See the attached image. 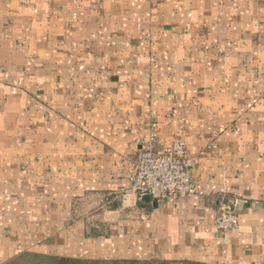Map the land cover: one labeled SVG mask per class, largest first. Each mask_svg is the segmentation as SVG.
<instances>
[{"label":"crops","instance_id":"1","mask_svg":"<svg viewBox=\"0 0 264 264\" xmlns=\"http://www.w3.org/2000/svg\"><path fill=\"white\" fill-rule=\"evenodd\" d=\"M153 125L203 196L131 192ZM25 255L264 264V0H0V264Z\"/></svg>","mask_w":264,"mask_h":264},{"label":"built area","instance_id":"2","mask_svg":"<svg viewBox=\"0 0 264 264\" xmlns=\"http://www.w3.org/2000/svg\"><path fill=\"white\" fill-rule=\"evenodd\" d=\"M196 165L185 144L174 139L158 147V129L152 126L147 140L142 141L134 159V172L129 177L130 190L138 201L147 196L153 202H168L203 196L193 179ZM217 209L215 227L225 233L238 227L239 208L247 204L238 197H222Z\"/></svg>","mask_w":264,"mask_h":264},{"label":"rangeland","instance_id":"3","mask_svg":"<svg viewBox=\"0 0 264 264\" xmlns=\"http://www.w3.org/2000/svg\"><path fill=\"white\" fill-rule=\"evenodd\" d=\"M53 262L50 261H44L42 259H35L34 257L30 255H25L18 257L15 262L11 264H52ZM57 264V263H53ZM60 264H65V263H60ZM66 264H130V263H66ZM133 264V263H132Z\"/></svg>","mask_w":264,"mask_h":264},{"label":"trees","instance_id":"4","mask_svg":"<svg viewBox=\"0 0 264 264\" xmlns=\"http://www.w3.org/2000/svg\"><path fill=\"white\" fill-rule=\"evenodd\" d=\"M32 257H34L35 259H42V260H44V261H48V262L52 261L53 263H57V264H60V263H65V264H66V263H86V262H81V261H72V260H64V259H59V260H57V259H49V258L37 257V256H32ZM16 259H17V258L11 260V261H10L9 263H7V264H11V263L15 262ZM53 263H52V264H53Z\"/></svg>","mask_w":264,"mask_h":264},{"label":"water","instance_id":"5","mask_svg":"<svg viewBox=\"0 0 264 264\" xmlns=\"http://www.w3.org/2000/svg\"><path fill=\"white\" fill-rule=\"evenodd\" d=\"M142 199L147 201V200H149V197L145 196Z\"/></svg>","mask_w":264,"mask_h":264}]
</instances>
